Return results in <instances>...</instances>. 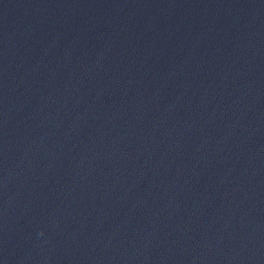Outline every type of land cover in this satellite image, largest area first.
Segmentation results:
<instances>
[{
  "label": "water",
  "instance_id": "water-1",
  "mask_svg": "<svg viewBox=\"0 0 264 264\" xmlns=\"http://www.w3.org/2000/svg\"><path fill=\"white\" fill-rule=\"evenodd\" d=\"M0 264H264V0H0Z\"/></svg>",
  "mask_w": 264,
  "mask_h": 264
}]
</instances>
